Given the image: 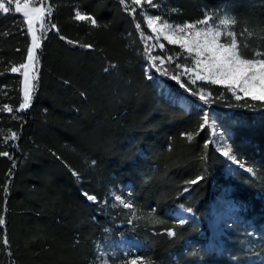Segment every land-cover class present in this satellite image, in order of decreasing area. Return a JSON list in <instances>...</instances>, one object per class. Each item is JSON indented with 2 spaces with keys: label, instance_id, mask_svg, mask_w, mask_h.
Masks as SVG:
<instances>
[{
  "label": "trees",
  "instance_id": "obj_1",
  "mask_svg": "<svg viewBox=\"0 0 264 264\" xmlns=\"http://www.w3.org/2000/svg\"><path fill=\"white\" fill-rule=\"evenodd\" d=\"M42 2L48 31L37 49L36 88L29 108L18 113L22 72L11 68L26 61L31 38L14 3L9 13L0 11V152L9 153L0 155V216L8 220L0 225V264H98L96 243L124 231L147 243L150 264H173L174 252L182 253L181 264H237L244 257L240 234L220 253H193L185 242L209 231L206 216L221 191L246 202L249 211L264 204L255 196L264 195V104L249 100L246 106L223 86L199 83L193 87L212 94L203 104L156 74L190 103L173 102L158 91L154 76H145V41L135 25H144L145 15L182 23L224 9L237 21L229 30L251 57L264 52V0H153L155 7L147 0ZM76 11L97 26L75 20ZM163 41L176 56L179 46ZM202 108L229 127L231 149L251 163L252 174L228 173L209 126L200 128ZM197 176L203 179L189 184ZM126 182L133 208L104 204L109 189ZM175 206L191 209L194 218L178 225L168 213ZM168 229L176 235L169 237Z\"/></svg>",
  "mask_w": 264,
  "mask_h": 264
},
{
  "label": "snow or ice",
  "instance_id": "obj_2",
  "mask_svg": "<svg viewBox=\"0 0 264 264\" xmlns=\"http://www.w3.org/2000/svg\"><path fill=\"white\" fill-rule=\"evenodd\" d=\"M121 4H124V0H120ZM14 3L15 13H22L23 22L27 24V31L31 34V45L27 48V62L20 64L19 67L13 66L11 72L18 73L23 70V102L19 105V109L15 111L18 113L21 110L29 108L33 100L34 91L36 88L37 76L34 73L37 71L36 64L38 63L37 49L41 47V36L36 34L34 23L37 20H44L45 10L43 7L30 6V0H8V6L4 3V0H0V11L7 14L10 12V6ZM134 3L139 5L141 0H134ZM147 3L155 7L153 0H147ZM219 12L214 13L212 16L205 13L202 20L195 22H184L183 24H172L167 19H163L161 16L145 15L148 29H151L155 36V40L158 43L159 38L162 36L164 40L170 45H178L180 51L176 53L177 57L184 58V65L176 64L177 71L175 74H170L167 67H165V59L162 56H153L152 51L156 47L155 44L151 46H145L144 53L146 58V67L144 69L147 79H152L151 70L155 69L166 77H170L171 80L179 84L181 88L189 92L192 96H197L203 104L212 102L211 91L205 92L203 88L197 90L193 87L197 82H204L206 85H219L223 86L227 93H231V96L239 103L244 102L246 106L248 101L260 102L264 104V52H255L251 57L246 56L241 51V46L237 41L236 34L229 29L234 26L237 21L234 17H231L228 13H225L222 18L218 19L217 23L211 24L215 17H219ZM75 20L77 21H90L93 26H97V20L92 16L82 14L79 11L75 13ZM42 34L46 32V25L41 23L40 25ZM55 28L56 25H51ZM135 27L140 30L142 39L144 38L143 29L141 24L136 23ZM251 35V34H249ZM230 37L231 41L222 42V38ZM147 39H153V37H147ZM264 39V36H262ZM86 48L92 47L91 45H84ZM245 47L247 45L245 44ZM161 50L165 49L163 44H159ZM175 57L169 56L167 58L168 63L174 62ZM191 65L189 67L188 65ZM112 67H115L114 65ZM182 69V70H181ZM109 69H105L108 71ZM165 90H162L163 95ZM223 94V93H222ZM187 107V105H185ZM8 112H13V109L8 105L4 106ZM203 111V123L200 124V128L204 129L209 120L211 119L210 112L206 109ZM213 126L215 124L213 123ZM186 135L187 139L191 141L193 136L191 134ZM12 138H16V133L12 134ZM206 141V147L208 146ZM0 155L7 156L9 153L0 152ZM224 156L230 155V150L223 153ZM249 172L253 171L248 169ZM203 179L201 176H197L195 180L189 182V184H196ZM187 190V189H186ZM7 192V189H5ZM89 200H96L94 196H88ZM115 200L121 204L124 208L132 209L133 204L126 202L121 196H116ZM155 212V209L152 210ZM191 212V209L187 210ZM129 223H132L129 220ZM184 219L178 220V225L185 224ZM5 220L0 217V225H4ZM169 237L176 235L173 229L167 230ZM5 245L7 240L4 241ZM107 264V261H105ZM128 264H150L144 260L143 257H137L130 260Z\"/></svg>",
  "mask_w": 264,
  "mask_h": 264
},
{
  "label": "rangeland",
  "instance_id": "obj_3",
  "mask_svg": "<svg viewBox=\"0 0 264 264\" xmlns=\"http://www.w3.org/2000/svg\"><path fill=\"white\" fill-rule=\"evenodd\" d=\"M36 1V0H32ZM41 2L37 5H33L32 7H43L46 12V7L44 6V2ZM31 2V0H30ZM131 12L135 13L136 8H131ZM219 12V17H215L211 24L217 23L219 18H222L225 13L230 14L227 10L220 9L216 10L212 13H209L212 16L214 13ZM204 18V17H203ZM202 18V19H203ZM200 19V20H202ZM169 22V21H168ZM41 23L46 25V32L48 31V20H37L34 23V28L36 29V34L41 36ZM172 23V22H169ZM182 23H172V24H183ZM141 29L144 32V41L145 46H151L153 44L156 47L152 51L153 56H162L165 59V67L168 68L170 74H175L177 71L176 64L184 65L183 59H178L175 55L170 54L167 52L165 47L164 50L159 48V44L164 45V39L161 36L159 38V42L157 43L155 40V36L152 33L151 29H148L146 21H144V25H141ZM44 32V33H46ZM153 37V39H147V37ZM31 38V34H30ZM31 45V40H30ZM29 45V46H30ZM165 46V45H164ZM169 56L175 57L174 62L168 63L167 58ZM27 58V57H26ZM27 60L24 62L26 63ZM37 66V65H36ZM191 67V65H188ZM19 67V66H17ZM155 75H152L156 78V82L158 85V91L161 93L162 90H165L163 94L165 97L170 98L173 102L187 107L189 106V101L186 97L182 94L175 91L171 86L167 85L161 77H157L156 74L162 75L160 72H157L155 69H152ZM151 70V71H152ZM182 70V69H181ZM23 72V70H21ZM36 75V72L34 73ZM199 83L204 82H197ZM194 86V85H193ZM202 88V87H201ZM22 102H23V74H22ZM21 102V103H22ZM211 119L208 122V126L210 128L211 134V142L217 148V150L223 155L225 151L230 150L229 156H224L228 163H229V170L234 173L237 172L238 169H243L247 174H252V171L249 172L248 169H252L251 163H249L245 158H237L234 151L231 149L230 145V138H231V131L229 127H223L221 124H218L216 119V114L213 112L210 114ZM213 123L215 126H213ZM131 191V184L126 182L124 184H117L116 188L112 187L109 189V195L104 200V204L110 203L111 205L117 206L121 205L116 200V196H121L126 202H130V194ZM256 197L262 198L264 201V195H261L260 191L255 193ZM127 209V208H126ZM189 208L184 206H175L168 210V213L173 217V219L178 222L179 219H184L186 222L194 218V214L188 212ZM259 211H264V204H262L261 208L256 210L252 208V210H248V204L242 200H238L237 198L233 197L228 191H221V194L217 195L215 200L209 206L208 214L206 216V226L209 230L206 234L202 237H199L197 241H186L185 247L189 245H193L190 249L195 252H206L210 251L213 253H220L224 249L225 245H228L229 242L233 239V237L238 234L242 235V242H243V254L242 260H240L237 264H264V213H262L261 219H258ZM3 217L4 216H0ZM5 223L8 226V220H5ZM188 250V249H187ZM188 250L187 252H189ZM96 251H97V260L98 264H128L130 260L136 259L137 257H143L146 261V256H148V245L142 239L136 237L130 231H124L118 233L115 236L107 237L103 240H99L96 243ZM182 253L174 252L169 257L171 258V262L173 264H181L180 257H182ZM182 264H218L215 261L207 260H187Z\"/></svg>",
  "mask_w": 264,
  "mask_h": 264
}]
</instances>
